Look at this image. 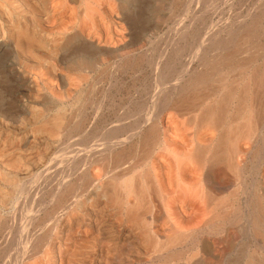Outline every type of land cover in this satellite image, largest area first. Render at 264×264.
I'll return each mask as SVG.
<instances>
[{
    "label": "bare ground",
    "instance_id": "bare-ground-1",
    "mask_svg": "<svg viewBox=\"0 0 264 264\" xmlns=\"http://www.w3.org/2000/svg\"><path fill=\"white\" fill-rule=\"evenodd\" d=\"M140 1L0 0V264H264V9L189 12L175 76L155 37L151 111L100 137L74 106L111 67L143 66Z\"/></svg>",
    "mask_w": 264,
    "mask_h": 264
},
{
    "label": "rangeland",
    "instance_id": "rangeland-1",
    "mask_svg": "<svg viewBox=\"0 0 264 264\" xmlns=\"http://www.w3.org/2000/svg\"><path fill=\"white\" fill-rule=\"evenodd\" d=\"M169 1V2H168ZM182 1V2H181ZM186 1H190L191 2V0H179L178 1V3H176V5L175 4H173L172 2H171V0H142V1H140V3L137 5V4H135L134 5V7H132V10H134L135 12H137V14L138 15H141V17L143 18V30H145V31H143L144 32V35L145 34H147V35H145L146 37H144L145 38V40H146V38L147 37H149V38H147V40L149 41L148 42V45H147V48L144 50V52L145 51H148L149 52V54H148V52H146V54H148L147 56H145V61H144V63H143V66H141V67H131V66H126V67H123V68H115V67H111L110 68V70L108 71L109 72V77L107 76V78L105 77L104 79L102 78H99L100 80H98L97 82H94L93 83V87H95V88H93L94 90H96L97 92H95L96 93V95L94 94V90L93 91H90L89 92V94H87V95H85L84 97H83V99H82V101L80 100V101H77L76 103H75V105L76 106H74L75 107V110L76 109H79L78 111H80L81 112V110H82V114L81 115H83V113L85 114V117L87 116V118H89V120H93V121H95L96 122V124H98L97 125V129L100 131L99 133H101V134H96V135H100V137H101V135H102V133H103V131L104 130H107V129H110L111 128V126H113V122H115V123H118V121H120L121 122V124L122 125H124V126H128V128L127 127H125V128H127V129H131V127L133 126L132 124H135L136 122L135 121H141L142 120V118H143V116L144 115H146L147 113L146 112H148L147 110H149V111H151V106H149V105H151V96H152V92L154 93L155 91H156V86H155V80H156V74H155V72H154V70H153V66H152V63H153V60L151 59V55H152V52H153V50L150 48V44L152 43V42H155L156 40H157V38H155V37H162V39L164 40V42H167L166 43V45H164V42H162L163 40L161 39V43H160V47H161V45H162V47L161 48H159L160 50H164L165 51V49L164 48H166L167 50H166V52H167V54H169V56H170V58H169V56L166 54V57L168 56V61L169 62H172L171 64H173V65H175V69L173 70V76H175L176 74H177V72H180L181 70H180V68H181V65H184V64H186L187 62H186V60H190V58L189 57H191V53H192V51L190 50V49H188L190 46H192L194 43H193V40H188V45H190L189 44V42L190 43H192L190 46H187V49H186V51L184 50V52L183 51H181L180 52V54L178 55V56H176L175 55V53H174V49H171V48H169V44H171V42L173 43V42H175L176 41V39H178L179 38V34H177V33H180V37H181V27L183 26V25H187L190 21V17H191V15L192 14H190L189 12H191V13H194V14H196V15H203L204 14V12L207 10V12H205L206 14H204L205 15V17H206V21H205V23L207 22L208 24H211L212 23V21H213V16H211V15H213V13H212V11H211V7H210V5L209 4H212V1L213 0H199V2H198V0H195V1H193L192 0V4H190L189 2H185ZM217 1V0H216ZM216 1L214 2V3H216ZM226 1H228V2H231L230 0H221V2H226ZM262 3H261V2ZM144 2V3H143ZM168 2V3H167ZM198 2V3H197ZM245 2V3H244ZM248 2V3H247ZM146 3V4H145ZM150 3V4H149ZM165 3V4H164ZM219 5H221V6H223V9H225L224 11L225 12H227L226 11V9L228 8V6H225L223 3H220V0L217 2ZM247 3V4H246ZM254 3H255V5L256 6H261L262 7V9H264V0L262 1V0H258V1H254V0H244L243 1V6L242 7H244L243 9L241 8H239V5H235V11H234V13H238V12H241L242 14V16H246V14L245 13H247L250 9L249 8H251V7H253V6H255L254 5ZM156 4V5H155ZM159 4V5H158ZM164 4V5H163ZM173 4V7H171V5ZM189 4V5H188ZM246 4V5H245ZM250 4V5H249ZM258 4V5H257ZM185 5L187 6V7H185ZM194 5V6H193ZM209 5V6H208ZM248 5V6H247ZM253 5V6H252ZM142 6V7H141ZM157 6V7H156ZM160 6H162V8L160 7ZM238 6V7H237ZM160 7V9H158ZM182 9V7H184L183 9H182V11H183V13H182V11H180L181 9ZM189 7V8H188ZM195 7H196V11H195ZM198 7V8H197ZM237 7V8H236ZM139 8V9H138ZM142 8H143V10H142ZM153 8V9H152ZM163 8H165L164 9V11H157V10H162ZM171 8V9H170ZM172 8H175L173 11H174V13L172 12ZM177 8V9H176ZM186 8H188L187 10H188V12H187V10H185ZM204 8H206V10L204 9ZM210 10H209V9ZM247 8H248V10H247ZM146 9V10H145ZM156 9V10H155ZM168 9H169V12H172L170 15H171V17H173L175 20H173L172 18H167L168 16H166L168 13H162V12H166V11H168ZM180 9V10H179ZM191 9V10H190ZM245 9V10H244ZM154 12H153V11ZM171 10V11H170ZM177 12H176V11ZM190 10V11H189ZM192 10H194L195 12H193ZM201 10V11H200ZM204 10V11H203ZM227 10H229V9H227ZM247 10V11H246ZM152 11V13L149 15V12H151ZM184 11H186V13H187V15H188V17H186L187 15H186V13L184 12ZM199 11V12H198ZM203 11V13L201 14V12ZM208 11H210V12H208ZM176 13V14H175ZM144 14V15H143ZM161 14V15H160ZM180 14V15H179ZM181 14L182 15H184V16H181ZM193 14V15H194ZM208 14V15H207ZM226 14V13H225ZM156 15H158V16H156ZM169 15V16H170ZM179 15V16H178ZM192 15V16H193ZM152 16V17H151ZM164 16H166V18L164 17ZM178 17V20H176L177 19V17ZM190 16V17H189ZM209 16L211 17V19L210 20H212L211 21V23H209L210 22V20H209ZM161 17V18H160ZM154 18V19H153ZM156 18H158L159 19V21H158V19H156ZM163 18V19H162ZM164 18H165V21H163L164 20ZM180 18V19H179ZM183 18H184V20H183ZM169 20V21H167V20ZM161 20V21H160ZM217 19L215 18V20L214 21H216ZM147 21H149V22H147ZM156 21H158V23H156ZM163 21V29L160 27L161 25H160V23ZM174 21H176V22H174ZM178 21H180V22H178ZM186 21V22H185ZM160 22V23H159ZM164 22L167 24L166 26H165V24H164ZM168 22V23H167ZM170 22V23H169ZM156 23V24H155ZM179 23H181V25L179 24ZM147 24V25H146ZM152 24V25H151ZM158 24V25H157ZM170 24V25H169ZM208 24H204V25H201V26H199V30H201V28L202 27H206V26H208ZM157 25V26H156ZM174 25V26H173ZM173 26V27H172ZM146 27V28H145ZM148 27V28H147ZM155 27V28H154ZM171 27V28H170ZM178 27V28H177ZM151 29V31H150V29ZM159 30H158V29ZM173 28V29H172ZM176 28H177V30H176ZM170 29H172L171 30V32H170ZM175 29V30H174ZM205 29V28H204ZM136 31H137V34H140V31L141 30H139V27L136 29ZM150 31V32H149ZM163 31V32H162ZM174 31V32H173ZM201 31H203V30H201ZM153 32V33H152ZM155 32V33H154ZM166 32V33H165ZM205 32V31H204ZM152 33V34H151ZM159 33V34H158ZM262 33V35H264V31H262L261 32ZM163 34V35H162ZM167 34V35H166ZM170 34H171V36H170ZM205 33H203V35H204ZM149 35V36H148ZM152 35V36H151ZM173 36V37H172ZM178 36V37H177ZM153 37V38H152ZM165 37V38H164ZM170 37V38H169ZM151 38V39H150ZM155 38V39H154ZM155 40V41H154ZM168 40H169V42H168ZM171 41V42H170ZM260 41H262V44H263V42H264V40H260ZM167 44H168V46H167ZM164 45V46H163ZM184 45V44H183ZM191 48V47H190ZM170 49H171V52H169L170 51ZM191 52V53H189V52ZM170 53H172V56H171V54ZM155 54V53H154ZM174 54V55H173ZM187 54H188V58H187ZM156 55V57H157V54H155ZM190 55V56H189ZM174 56H175V58H174ZM182 56V57H181ZM186 56V57H185ZM155 57V56H154ZM184 57V58H183ZM149 58V59H148ZM173 58V59H172ZM177 58V59H176ZM147 59H148V61H147ZM180 59H181V61H180ZM183 59V60H182ZM185 60V61H184ZM174 61H176L175 62V64H174ZM180 61V62H179ZM186 62V63H185ZM182 63V64H181ZM149 64V65H148ZM178 64V65H177ZM0 65H2V63H0ZM146 65H148V66H146ZM145 67H147L148 68V70H147V68H145ZM150 67V68H149ZM132 68V69H131ZM145 70H144V69ZM135 69V70H134ZM141 69V70H140ZM112 70V71H111ZM121 70H122V72H121ZM129 72H128V71ZM136 70H137V72H136ZM179 70V71H178ZM139 71H141V72H139ZM144 71V72H143ZM111 72H112V74H111ZM116 72V73H115ZM114 75V76H113ZM153 75V76H152ZM119 76V77H118ZM145 76H148L149 78H147V77H145ZM155 76V77H154ZM145 77V78H144ZM111 78V79H110ZM116 78H118V79H116ZM147 78V79H146ZM154 79V80H153ZM171 79V78H170ZM0 80H1V78H0ZM102 80H104V81H102ZM108 80H111V81H109L110 83H108ZM117 82H116V81ZM152 80H153V82H152ZM107 81V82H106ZM147 81V82H146ZM144 82V83H143ZM0 83H2V80L0 81ZM107 83V84H106ZM115 83V84H114ZM96 84V85H95ZM103 85V86H100V85ZM111 84V85H110ZM112 84L115 86V87H113L112 86ZM91 85V84H90ZM107 85V86H106ZM144 87H143V86ZM146 85V86H145ZM100 86V88H98ZM112 86V87H111ZM151 86V87H150ZM154 86V87H153ZM103 87V88H102ZM105 87V88H104ZM112 89H111V88ZM149 87V88H148ZM109 89V90H107V89ZM146 88H147V90H146ZM151 88V89H150ZM88 89V88H87ZM99 89V90H98ZM104 89V90H103ZM101 90H103L102 92H101ZM111 90V91H110ZM132 90V91H131ZM106 91V92H105ZM141 91V92H140ZM144 91V92H143ZM92 92H93V94H92ZM0 93H2V84H0ZM107 93V94H106ZM102 94V95H101ZM88 95H90V96H88ZM93 95V96H92ZM105 95H107V96H104ZM88 96V97H87ZM148 96H150V97H148ZM90 97V98H89ZM135 97V98H134ZM87 98H89V99H87ZM147 98V99H146ZM132 99V100H131ZM149 99V100H148ZM148 100V101H147ZM110 101H112V102H110ZM142 101H143V103H142ZM149 101H150V103H149ZM148 102V103H147ZM89 103V105H87ZM113 103V104H112ZM142 103V104H141ZM138 104V105H137ZM145 104V105H144ZM123 105V106H122ZM125 105V106H124ZM135 105H136V107H135ZM142 106V108H141V112H140V107ZM143 105L145 106V108H143ZM149 106L148 108H146L147 106ZM79 106V107H78ZM84 106V107H83ZM89 106V107H88ZM115 106V107H114ZM85 107H86V109H85ZM101 107V108H100ZM113 109H112V108ZM135 107V109H133ZM89 108V109H88ZM97 108V109H96ZM99 108H100V110H99ZM111 108V109H110ZM118 108V109H117ZM137 108H138V110H137ZM115 109V111H113ZM126 110V112H125V110ZM132 109H133V111H132ZM145 110V112H144V110ZM147 109V110H146ZM117 110V111H116ZM97 111V112H96ZM111 111V112H110ZM143 111V112H142ZM95 112V113H94ZM138 112V113H137ZM101 113H103V114H101ZM110 113V114H109ZM111 113H113V114H111ZM143 113L144 115L142 116L141 114ZM80 114V113H79ZM100 114V116H99V118H98V115ZM133 114V115H132ZM139 114H140V116L142 117V118H140V116H139ZM94 115V116H93ZM104 117H102V116ZM92 116V117H91ZM97 116V117H96ZM131 116V117H130ZM133 116V117H132ZM98 118V119H96V118ZM115 117H116V119H115ZM135 117L138 119V120H135ZM95 118V119H94ZM127 118V119H126ZM132 118V119H131ZM134 119V120H133ZM109 120V122H106V121H108ZM133 120V121H132ZM100 121V122H99ZM101 121H104V123H105V125H104V123L103 122H101ZM113 121V122H112ZM117 121V122H116ZM112 122V123H111ZM127 122H128V125H127ZM131 122V123H130ZM110 123V125H108ZM112 124V125H111ZM132 126H131V125ZM103 125V126H102ZM103 127V129H101ZM105 127H107V128H105ZM102 130V131H101ZM91 132H93V131H91ZM94 134H95V132H93ZM93 133H88L87 135H88V137H91V136H93ZM8 134L9 133H7V135L5 134V136L3 135V137H4V142L7 140V141H10V142H7L6 141V143H8V146L9 147H14L15 149L16 148H18L17 146H19L20 144L19 143H21V140L19 139V138H17L16 136L14 137V134L12 135V134H10L9 135V137H8ZM76 135H78L77 133H74V138H75V140L77 141V142H84V141H86V137H87V135H85V136H80V134L78 135V136H76ZM13 136V137H12ZM5 137L6 138H8V139H5ZM85 137V139H83ZM11 138V140H9ZM14 138V139H13ZM3 139V138H2ZM16 139V140H15ZM78 139H79V141H78ZM80 139H81V141H80ZM83 139V140H82ZM14 140L16 141V142H14ZM20 140V141H19ZM11 143H12V145H11ZM16 144H17V146H16ZM11 145V146H10ZM12 150L10 149V152H11ZM22 151H15V152H12L11 154H13V155H10V157L8 156V158H10V159H8V158H5V162L6 163H9L10 165L12 164L13 165V163L12 162H14L15 163V165L17 164V160L18 161H20V158H19V156H21V155H23L24 154V152H22V154L21 155H19L20 153H21ZM5 153H7V152H5L4 150H2V154H5ZM18 154V155H17ZM26 155L28 154V153H25ZM16 155H17V157H16ZM13 156H15V157H13ZM25 156V155H24ZM13 157V158H12ZM12 158V159H11ZM9 160H11V161H9ZM16 160V161H15ZM20 164V163H19ZM11 165V166H12ZM18 165V164H17Z\"/></svg>",
    "mask_w": 264,
    "mask_h": 264
}]
</instances>
